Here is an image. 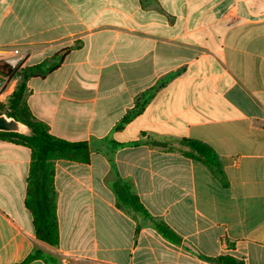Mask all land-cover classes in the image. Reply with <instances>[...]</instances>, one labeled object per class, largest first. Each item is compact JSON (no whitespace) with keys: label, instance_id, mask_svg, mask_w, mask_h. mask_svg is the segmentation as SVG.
Wrapping results in <instances>:
<instances>
[{"label":"crops","instance_id":"crops-1","mask_svg":"<svg viewBox=\"0 0 264 264\" xmlns=\"http://www.w3.org/2000/svg\"><path fill=\"white\" fill-rule=\"evenodd\" d=\"M21 50L24 68L66 52L55 71L26 83V104L51 135L124 146L112 164L103 144L88 163L55 162L51 248L35 239L24 205L31 152L0 140V264L36 248L58 264H211L200 257L225 255L264 264V0H0V52ZM152 89L141 115L114 130ZM182 139L212 149L226 186L168 150ZM116 175L179 245L117 204Z\"/></svg>","mask_w":264,"mask_h":264},{"label":"trees","instance_id":"trees-1","mask_svg":"<svg viewBox=\"0 0 264 264\" xmlns=\"http://www.w3.org/2000/svg\"><path fill=\"white\" fill-rule=\"evenodd\" d=\"M66 52H59L48 61L32 67H26L22 70L21 80L8 101V109L4 113L8 117L26 125L30 136L16 133L0 132V140L10 142L14 145L23 146L30 150V165L26 179V196L24 205L32 217V226L35 239L55 248L59 243V229L57 221V192L54 187L55 162L59 160L88 163L92 148L100 152L97 145L103 144L106 147V156L112 164V153L123 147L109 139L69 142L57 138L50 134L49 127L35 118L26 104V83L31 78H44L55 71L62 63ZM155 89L146 92L142 97L136 100L132 110L118 122L114 130L120 131L136 117L141 115L147 102L151 99ZM148 143V142H146ZM140 142L131 143V146L139 145ZM150 144L159 146L156 142ZM168 150H177L183 156L191 158L203 164L212 175L223 185L226 186L222 166L218 161L216 154L207 145L195 141L182 139L178 142V147H169ZM117 204L131 209L148 219L151 227L168 242L179 245L181 243L178 237L164 222L154 220L148 215L138 198L134 195L131 185L120 179L116 175L115 182L109 183ZM211 264H243L231 256H217L215 258L200 257ZM40 260L44 264H58L56 256L47 253L41 248L34 249L21 263L29 264L32 261Z\"/></svg>","mask_w":264,"mask_h":264},{"label":"built area","instance_id":"built-area-1","mask_svg":"<svg viewBox=\"0 0 264 264\" xmlns=\"http://www.w3.org/2000/svg\"><path fill=\"white\" fill-rule=\"evenodd\" d=\"M29 52L21 50L12 55L0 52V107L5 108L21 80L22 69Z\"/></svg>","mask_w":264,"mask_h":264},{"label":"water","instance_id":"water-1","mask_svg":"<svg viewBox=\"0 0 264 264\" xmlns=\"http://www.w3.org/2000/svg\"><path fill=\"white\" fill-rule=\"evenodd\" d=\"M0 132L31 135L26 125L16 121L12 117H8L6 114H0Z\"/></svg>","mask_w":264,"mask_h":264},{"label":"rangeland","instance_id":"rangeland-1","mask_svg":"<svg viewBox=\"0 0 264 264\" xmlns=\"http://www.w3.org/2000/svg\"><path fill=\"white\" fill-rule=\"evenodd\" d=\"M7 105H8V103H7ZM7 109H8V106H6L5 108L0 107V114H5L4 111H6Z\"/></svg>","mask_w":264,"mask_h":264}]
</instances>
